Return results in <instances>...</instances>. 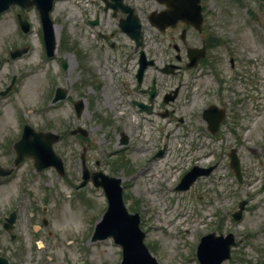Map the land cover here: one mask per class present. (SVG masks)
Listing matches in <instances>:
<instances>
[{
    "label": "rangeland",
    "instance_id": "obj_1",
    "mask_svg": "<svg viewBox=\"0 0 264 264\" xmlns=\"http://www.w3.org/2000/svg\"><path fill=\"white\" fill-rule=\"evenodd\" d=\"M141 1L147 12L157 7L155 0ZM232 1L221 0L220 5L230 14V26L225 22L224 28H230L237 37L240 64L233 95L242 100L240 117L249 115V119L241 120L243 138L239 143L198 138L203 134L198 92L188 100L183 90L177 101V114L190 115L182 126L171 123L167 128L160 127L156 123L158 115L111 109L106 95L114 91L116 77L106 58L91 62L93 36L91 23L86 21V17L91 18V0H55L50 16L58 28V39L51 58L44 56L34 9L23 13L31 26L25 34L16 22L18 8L11 7L0 15V88L12 74L17 75L14 90L0 97V165H12V144L22 124L27 123L38 130L61 133L53 148L65 168L64 175L51 166L36 171L32 158H26L9 176L0 179V256L9 264L119 263L121 250L112 239H90L106 198L103 190L90 182L77 187L83 145H87L85 159L90 170L101 168L121 178L124 203L129 211L140 215L144 241L160 264H198L195 247L199 237L210 231L218 233L219 229L240 238L245 260L264 264V6L262 0H244L239 6ZM144 26L154 32L146 20ZM24 44L29 45L26 54L8 58L10 48ZM62 62L67 64L65 69ZM94 76L98 84L91 83ZM56 86L67 88L68 95L51 104ZM114 92L118 97L119 92ZM79 98L84 99V107L76 117L72 102ZM95 116L110 122L103 124ZM76 125L87 129L88 135L66 134ZM120 131L128 136L124 145L120 144ZM196 143L199 149H194ZM163 147L162 154L154 155ZM231 147L237 149L241 181L228 164ZM118 156H123L128 165L116 161ZM193 162L214 163L216 167L189 189L175 190ZM242 198L254 206L243 213L241 220L233 221L231 212ZM11 210L16 211L13 239L1 226ZM65 212L73 219L64 223ZM239 249H233L231 258L222 264H239Z\"/></svg>",
    "mask_w": 264,
    "mask_h": 264
},
{
    "label": "flooded vegetation",
    "instance_id": "obj_2",
    "mask_svg": "<svg viewBox=\"0 0 264 264\" xmlns=\"http://www.w3.org/2000/svg\"><path fill=\"white\" fill-rule=\"evenodd\" d=\"M155 1L157 7L152 10L166 8ZM220 1H174V9L186 15L170 20L161 28L166 20L158 18L159 25H153L149 19L151 10L147 12L141 0H91V49L94 51L91 62L107 59L116 77L114 91L119 92L118 97L114 91L106 95L107 105L111 109L162 116L157 122L167 127L184 122L183 116L176 117L182 91H187L188 100L198 92L202 100L199 118L203 133L208 131L202 111L216 107L223 109L225 116L211 137L239 143L243 138L241 120L249 119V115L240 117L242 100L233 95L239 75L236 68L240 64L237 37L230 28H224L225 22L230 26V14L222 10ZM244 2L232 1L238 6ZM145 20L154 32L145 28ZM122 25L134 28L139 25V46L127 31H122ZM141 51L152 64L138 77ZM151 69L153 71L148 72ZM243 107L246 108V102ZM215 117L213 113L209 116L210 119ZM185 118L188 122L190 115ZM237 243L240 244V240Z\"/></svg>",
    "mask_w": 264,
    "mask_h": 264
},
{
    "label": "water",
    "instance_id": "obj_3",
    "mask_svg": "<svg viewBox=\"0 0 264 264\" xmlns=\"http://www.w3.org/2000/svg\"><path fill=\"white\" fill-rule=\"evenodd\" d=\"M53 0H0V12L6 9L12 3H18L21 6H29L35 4L39 10L40 18L43 27V39L47 55H52L55 47V36L53 32L52 21L48 13L51 8ZM23 30L27 31L28 24L22 21ZM27 51V47L14 49L11 51V57L18 56ZM142 68L139 69L141 72ZM65 96V91L61 89L56 90V94L52 101ZM77 113L79 114L82 108V100L75 103ZM80 132L86 135L87 132L81 127H77L71 133ZM58 139V136L51 133L34 132L29 126L25 125L22 137L14 143V148L17 156L14 163L17 164L25 156L34 157V165L37 170L52 164L56 167L58 172L63 173V166L61 159L55 155L52 150V143ZM231 166L235 169V173L239 178L238 162L235 155L232 154ZM11 169H4L0 167V175L10 173ZM209 169L203 172H196L195 169L186 174L177 188L185 189L199 174H207ZM83 181L81 185L92 175V179L96 185H102L106 191L109 199V207L104 213L102 220L97 224L95 233L92 238H103L106 235H111L114 241L121 244L123 249V259L121 264H159L156 259L150 255L146 246L142 242L143 232L138 227V215L130 214L126 211L122 199L121 188L119 186L120 179L109 177L101 172L90 173L83 162ZM100 180H97V178ZM244 201L240 202L242 207ZM240 211L234 214L235 218L239 217ZM14 220L13 213L8 219L9 223ZM233 243V236L228 233L226 236L215 235V233H208L200 238L196 247V256L199 264H219L223 259L229 256V248ZM0 264H8L5 258L0 257Z\"/></svg>",
    "mask_w": 264,
    "mask_h": 264
},
{
    "label": "bare ground",
    "instance_id": "obj_4",
    "mask_svg": "<svg viewBox=\"0 0 264 264\" xmlns=\"http://www.w3.org/2000/svg\"><path fill=\"white\" fill-rule=\"evenodd\" d=\"M55 30L58 32V28L55 26ZM71 219H73V217L69 214H67L66 212L62 215V220L65 222L71 221Z\"/></svg>",
    "mask_w": 264,
    "mask_h": 264
}]
</instances>
